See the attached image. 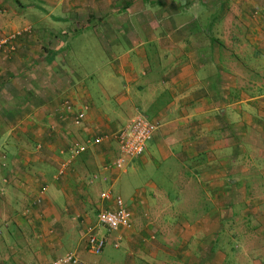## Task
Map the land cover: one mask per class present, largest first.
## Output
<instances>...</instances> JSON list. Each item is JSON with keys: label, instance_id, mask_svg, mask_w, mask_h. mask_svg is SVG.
Returning <instances> with one entry per match:
<instances>
[{"label": "crops", "instance_id": "obj_1", "mask_svg": "<svg viewBox=\"0 0 264 264\" xmlns=\"http://www.w3.org/2000/svg\"><path fill=\"white\" fill-rule=\"evenodd\" d=\"M4 19L0 264H264V0H0ZM136 117L158 128L117 170ZM117 198L132 228L107 232Z\"/></svg>", "mask_w": 264, "mask_h": 264}, {"label": "built area", "instance_id": "obj_2", "mask_svg": "<svg viewBox=\"0 0 264 264\" xmlns=\"http://www.w3.org/2000/svg\"><path fill=\"white\" fill-rule=\"evenodd\" d=\"M21 36V32L13 31L6 34H0V53H6V55L15 52V41ZM83 118V114L79 115L76 122ZM158 125L151 123L143 117L134 118L128 125L113 135V139L118 145L119 156L114 162V167L117 170H122L128 159L136 158L143 155L146 144L153 138ZM108 137H98L91 141V144H98L103 140H107ZM83 149H78L75 154L82 152ZM64 168L59 172L62 175ZM110 193H105L103 199L109 201L111 199ZM34 207L41 205V199L37 198L33 204ZM29 209H26L23 215H28ZM131 216L124 208L120 199L113 201V208H107L100 212L97 216V225L105 229L107 232H115L119 229H130L132 226ZM94 232L91 233V229L86 230V248L89 253L93 255H99L102 252L104 241L99 240ZM61 264H79L77 259L68 254L61 261Z\"/></svg>", "mask_w": 264, "mask_h": 264}, {"label": "rangeland", "instance_id": "obj_3", "mask_svg": "<svg viewBox=\"0 0 264 264\" xmlns=\"http://www.w3.org/2000/svg\"><path fill=\"white\" fill-rule=\"evenodd\" d=\"M33 18V17H32ZM5 20V22H3L2 24H4V25H0L1 26V28H9V27H12V25L11 24H9V22L6 20V19H4ZM40 21V18H33V19H31V21H28V22H31L32 23V25H34L33 23L34 22H39ZM11 32H13V31H11ZM6 33H9V32H6ZM5 33V34H6ZM1 34H4V33H1ZM35 36L37 37L36 38V42L38 43V45L40 44V43H48V44H51V42L52 41H54V40H52V38L51 39H49V38H47L46 37V35H44V34H42V35H40L39 33H37V32H35ZM89 42H91V36L89 35V33H87L86 31H85V34H84V36L82 37H80L79 38V35H72L71 36V39H70V37H69V40L65 43V44H67V49H66V53L70 56V53H72L71 51L69 52V49L71 48V47H74L75 49V51L78 53V54H81L82 52H81V50H80V47H79V45H84V47H88L89 46ZM87 51V53H89V51L88 50H86ZM69 52V53H68ZM81 52V53H80ZM90 52H92V51H90ZM99 52H101V51H99ZM2 55H6V53H3ZM0 56V60L3 58V59H8V58H6V57H4V56ZM123 202V201H122ZM131 228H132V226H131ZM130 228V229H131ZM89 251V250H88Z\"/></svg>", "mask_w": 264, "mask_h": 264}, {"label": "trees", "instance_id": "obj_4", "mask_svg": "<svg viewBox=\"0 0 264 264\" xmlns=\"http://www.w3.org/2000/svg\"><path fill=\"white\" fill-rule=\"evenodd\" d=\"M22 35V34H21ZM19 39V38H18ZM18 39L15 41V43H17ZM14 53V52H13Z\"/></svg>", "mask_w": 264, "mask_h": 264}]
</instances>
